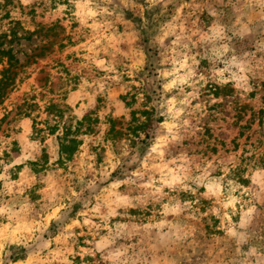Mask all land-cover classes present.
<instances>
[{"label": "rangeland", "instance_id": "374dc122", "mask_svg": "<svg viewBox=\"0 0 264 264\" xmlns=\"http://www.w3.org/2000/svg\"><path fill=\"white\" fill-rule=\"evenodd\" d=\"M135 2L143 11L129 7L121 17H93L95 8L85 0L70 5L68 0H0V160L29 157L10 170L17 187L31 184L26 166L46 177L39 185L45 189L71 174L78 191L82 178L84 194L94 195L87 208L75 203L69 221H78L72 228L81 244L92 239L97 224L135 228L159 221L167 213L153 193L170 188L155 182L165 174L179 178L176 169L214 162L219 167L209 179L223 176L226 168L240 185L234 195L244 201V210L229 209L231 219L204 215L218 204L215 187L202 185L199 192L207 195L192 198L193 235L167 256L157 252L158 264H264L262 256L241 260L236 251L264 238V0H160L152 8L145 0ZM59 4L68 7L61 12ZM165 101L169 115L175 112L186 125L175 141L169 139L171 124L158 115ZM125 109L153 110L162 119L139 153L129 143ZM111 122L114 138L104 127ZM65 128H79L75 135L81 144L70 160L59 161ZM174 159L182 162L173 167ZM113 168L112 178L135 188L131 204L120 200L127 184L112 191L108 183L93 182ZM236 168L247 184L231 173ZM5 186L11 188L0 182ZM179 195L183 204L190 194ZM97 204L98 212L88 211ZM113 207L129 215L110 216ZM227 228L237 236L229 237ZM100 235L107 238L104 230ZM75 262L92 264V258L76 256Z\"/></svg>", "mask_w": 264, "mask_h": 264}, {"label": "clouds", "instance_id": "9594fccd", "mask_svg": "<svg viewBox=\"0 0 264 264\" xmlns=\"http://www.w3.org/2000/svg\"><path fill=\"white\" fill-rule=\"evenodd\" d=\"M31 2L32 0H24L25 4ZM79 2L80 0H68L69 5ZM168 2H173V0H168ZM85 3L91 4L95 8L92 13L93 17H121L124 10L129 7H139L143 11V5L137 4L135 0H99V5H103L102 7L97 5L95 0H85ZM158 3L160 0H145V4L149 8ZM58 7L63 12L68 5L59 4ZM142 21L147 23V18L142 17ZM145 56H147V51H145ZM179 56L180 54L177 53L178 58ZM144 66L147 67V63ZM180 66L183 67L182 61ZM176 70L179 71V68ZM169 75L172 73L170 72ZM187 75L191 78L194 73L189 71ZM223 82L227 83V81ZM164 87L170 88L171 85L165 84ZM247 90L251 91L250 88ZM166 105V101L160 104V108L164 110L159 111L158 115L164 116L171 124V128L168 130L169 139L175 141L179 139V131L186 125L183 120L176 118L175 112L169 115ZM125 112L128 114L127 119L131 120V109H125ZM187 115H191V113H187ZM139 119L142 122L147 121V117L141 116ZM104 127L108 128L110 125L105 124ZM129 135L131 136V134ZM140 138L143 139L142 136ZM131 140H137L139 147V140L136 136H131ZM28 159L29 157L25 156L8 164L0 160V165H3L0 182L11 185V188L0 187V264H76V256H79L81 261H84L85 256H90L92 264H158L157 252L162 251L167 256L170 251L184 245V242L193 235L194 229L188 227V221L193 218L191 209L194 201L192 198L198 201L201 196L207 195L199 192V188L206 183L210 187H215L218 206L209 208V211L204 215H228L231 219L229 209L241 205V210H244V201L234 195L240 187L237 181L229 177L226 168L222 169L223 176L218 179H209L211 173L219 166L214 162L206 161L205 164L188 169L186 172L176 169L179 172V178L169 180L165 174L162 180L155 182L170 188L169 192L161 191L159 195L153 193L167 213V215H162L159 221H150L147 225L141 223L139 227L135 228L121 223L117 224L115 228L104 229L102 225L97 224L94 226L95 231L92 239H85L81 244L79 234L72 228V225L78 221H72L71 224L69 221L75 203L79 201L83 203L84 208H87L94 193H89L87 196L84 194L86 186L83 184L82 178L77 191L78 185L73 183L75 177L71 174L60 178V182L56 186L49 185L46 189L40 187L41 180L46 177L33 173L27 166L25 172L29 174L31 184L17 187L18 182L10 179V170ZM55 159L56 157H53V161ZM91 159L95 160V156ZM33 162L42 163L37 158H33ZM181 162L176 159L169 161L173 167ZM124 163H129V161L126 160ZM184 163L186 164V162ZM115 170V168L105 170L99 174L98 178L94 176L93 182L97 184V187L108 183L111 185L110 190L112 191L127 184L126 191L120 200L121 203L131 204V201L136 198L133 196L135 188L119 177L112 178L110 173ZM123 171L128 175L133 174L129 173L127 168H124ZM136 174L139 176L138 173ZM222 185L223 193H221ZM137 187H142V185L138 184ZM34 192L44 198H37ZM180 192L190 194L186 197V203L180 202ZM164 199L167 200V203L164 202ZM99 207L100 205L97 204L88 211L98 212ZM252 211V208L247 209L249 213ZM109 215L128 216L129 213L127 210L119 213L113 207ZM168 216L172 218L169 219ZM84 223L90 224L91 221L85 220ZM225 223L227 227V221ZM101 230L107 232V238L100 235ZM227 235L235 238L237 233L232 228H227ZM236 251L240 254L241 260L255 256L264 257V238L253 241L247 251H242L239 245ZM165 264H174V262L166 260Z\"/></svg>", "mask_w": 264, "mask_h": 264}, {"label": "trees", "instance_id": "16d2710c", "mask_svg": "<svg viewBox=\"0 0 264 264\" xmlns=\"http://www.w3.org/2000/svg\"><path fill=\"white\" fill-rule=\"evenodd\" d=\"M8 69L4 70L7 72ZM5 73V72H4ZM1 82V80H0ZM125 100V99H124ZM126 106H128V103H125ZM131 120L128 124V132L131 133L132 136H136L140 142L139 147L137 146V142L135 140H131V143L134 147H137L138 149L135 150L136 153H139L142 149V145H148L149 141L152 140V131L155 128L156 125L162 122L161 117H156L153 110H141V111H131ZM147 117V121H140L139 117ZM114 123H110V135L111 138L115 137V134L117 133L114 128ZM56 131V127L54 126L53 129H50V133L54 134ZM79 132V128H75L74 131H71L70 128H65L64 132L62 134V137L60 138V159L59 161L63 160H70L75 152L78 150L79 145L81 144V140L77 139V134ZM143 136V139L140 138V136ZM240 169H232L231 173L234 176L240 175ZM240 177V176H239ZM241 178V177H240ZM243 184H247L248 181L246 179L241 178L240 179Z\"/></svg>", "mask_w": 264, "mask_h": 264}]
</instances>
